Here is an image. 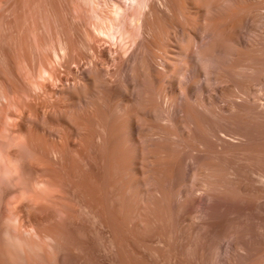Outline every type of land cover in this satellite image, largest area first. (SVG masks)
<instances>
[{"label":"rangeland","instance_id":"1","mask_svg":"<svg viewBox=\"0 0 264 264\" xmlns=\"http://www.w3.org/2000/svg\"><path fill=\"white\" fill-rule=\"evenodd\" d=\"M144 2L0 0V264H264V0Z\"/></svg>","mask_w":264,"mask_h":264},{"label":"bare ground","instance_id":"2","mask_svg":"<svg viewBox=\"0 0 264 264\" xmlns=\"http://www.w3.org/2000/svg\"><path fill=\"white\" fill-rule=\"evenodd\" d=\"M113 1V0H112ZM127 1V0H126ZM129 1V0H128ZM132 1H134V3H136L135 5H137V8L139 7V8H141V10H142V7H143V5H145V0H130V2H132ZM115 2V1H114ZM113 2V3H114ZM142 3H144V4H142ZM142 6V7H141ZM124 7H125V5H124ZM144 8V7H143ZM146 8V7H145ZM124 9V8H123ZM122 9V6H120L119 4H117V3H114V8H113V14L115 15V18L114 17H112L115 21H117V19H118V17H119V19H120V21H121V18H124L121 14H124V11L125 10H123ZM225 9V8H224ZM224 9H222V10H224ZM140 11V10H139ZM127 13V12H126ZM139 13V12H138ZM141 13V12H140ZM140 13H139V18H140ZM127 15H128V13H127ZM120 16H121V18H120ZM132 16V15H131ZM111 18V17H110ZM111 18V19H112ZM127 18V17H126ZM126 18H124V19H126ZM123 19V20H124ZM132 20V19H131ZM133 20H135L134 18H133ZM139 20V19H138ZM113 22V20L111 21H109V23H108V26H107V29H106V33H107V35L108 36H113V35H115L114 33H116V32H113V34H112V30L113 31H116V30H114L115 28H114V26H115V23H117V22ZM119 21V22H120ZM125 21V20H124ZM124 21L122 22V23H124ZM127 21V20H126ZM129 21V20H128ZM132 22V21H131ZM139 22V21H138ZM138 22H136V23H138ZM107 23V22H106ZM114 23V24H113ZM121 24V23H120ZM125 24V23H124ZM128 24V23H127ZM135 24V23H134ZM116 26H118V25H116ZM125 25H123V27H124ZM122 27V28H123ZM127 28H128V25L126 26ZM126 27H124V29L126 28ZM129 27H130V24H129ZM101 28V27H100ZM95 29V28H94ZM120 29V28H119ZM124 29H122V31H123V33H119V35H122V37L124 38L125 36H124V34L125 35H129V33L127 34V33H124L125 32V30ZM120 31V30H119ZM118 31V32H119ZM127 31V30H126ZM134 31V30H133ZM121 32V31H120ZM130 35H132V34H130ZM105 36V35H104ZM130 37V36H129ZM133 37H134V35H133ZM111 38V37H110ZM128 38V37H127ZM112 39H113V37H112ZM126 39V38H125ZM132 39H134V38H132ZM122 41H126V40H123L122 39ZM130 41V40H129ZM124 43V42H123ZM132 44V43H131ZM127 45V44H126ZM112 56V55H111Z\"/></svg>","mask_w":264,"mask_h":264}]
</instances>
